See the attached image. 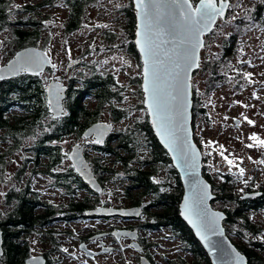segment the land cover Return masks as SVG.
Returning a JSON list of instances; mask_svg holds the SVG:
<instances>
[{
  "label": "trees",
  "instance_id": "1",
  "mask_svg": "<svg viewBox=\"0 0 264 264\" xmlns=\"http://www.w3.org/2000/svg\"><path fill=\"white\" fill-rule=\"evenodd\" d=\"M99 1L40 0L35 4L27 3L13 8L12 4L17 3L16 0H0V32L4 30L11 32L9 41L17 51L31 45L45 49L48 38L45 44H41L44 30L42 18H38V16L44 17L42 7L54 4L65 6L68 14L63 30L67 34H72L86 26L85 19L89 8ZM125 13L128 17L129 31L134 37L136 14L132 4L125 9ZM13 16H15L14 20ZM244 18L248 22L260 20L264 24V0H259L250 12L246 11L242 16V19ZM106 33L109 39H115L114 32L106 31ZM208 36L210 35H206L205 39ZM237 43L238 33L235 30L224 39L218 51L205 49V52H202L200 66L209 71L207 93L220 85L229 83L231 69L225 71L223 67H227V70L230 68V61L238 53ZM130 50L138 55L134 44L131 45ZM84 65L88 66V64ZM199 69L195 70L193 75L197 74ZM238 76L235 79H241ZM239 82L236 80L234 87L238 86ZM117 87L119 86L116 84L113 73L101 72L93 68L87 76L83 77L80 86L69 84L64 100L65 111L61 117L54 118L48 109L45 83L41 75L23 73L16 78L0 81V142L5 144V148L0 149V184L9 208L5 213L0 212V228L3 230L5 247L2 264H23L24 259L31 255L28 237L32 233L39 231L42 237L56 245V234L60 229L57 230L56 225L51 226L53 222L89 217L85 214L86 210L96 204L109 202L102 200L101 194L90 189L72 164L63 167L68 153L63 150L61 141L64 137L73 134L78 138L83 137L85 128L96 121H102L107 109L110 120L114 123H119L126 118L128 109L123 106L124 98ZM88 98L94 100L93 106L87 104ZM193 100V121L196 120L199 111L204 112L203 116H207L206 110L198 107L194 90ZM15 109L17 113L12 114ZM45 127L47 129L43 131ZM30 138L32 144L27 146L26 141ZM143 148L148 151V156L137 158L139 166L133 165V159ZM18 150H23L24 162L19 163L15 171H10L9 166L18 160L16 158ZM93 150L94 154L86 151L85 155L96 177L103 184V192L108 187L107 181L115 182L121 178L114 165L122 164L125 167L123 177L131 182L126 193L129 194L130 189H140L138 197L131 204H139L144 201V196L150 193L155 194V199H147V205L163 207L164 211L154 218L155 223L150 225L151 228L169 227L173 234L167 237L182 238L187 244L185 249H191L190 251L197 256L195 260L189 262L182 255L175 258L166 255L164 256L166 264H211L192 230L179 216V203L183 192L176 169L172 168L177 178L174 193L161 190V184L153 178L158 169L172 161L155 135L148 116L143 122L136 123L130 129L122 132L113 131L103 145H95ZM44 156L48 158L47 167L43 173H39L32 168L30 161L35 158L40 160ZM107 159L112 160L114 165H108L110 161ZM203 173L212 183L214 193L217 195L213 202L221 200L233 203L232 207L228 205L221 209L227 213L224 223L230 225L227 227L230 239L247 256L248 264H264L262 256L264 241L261 236H258L264 230L256 224L252 215L255 210L264 207V181L257 182L251 178L243 183L244 187L239 188V179L233 172H220L221 181L217 184L214 183L212 175L205 166H203ZM37 176L48 178L50 186L60 190L55 193L60 200L50 201L43 213H39L43 200L35 187ZM251 192H259L260 195L242 198L245 193ZM113 196L119 200L118 203L126 204L119 195ZM234 225L239 228H233ZM248 233H251L253 237H249ZM234 236L238 237L237 241L234 240ZM144 240L148 242L146 237ZM57 251H60L59 247ZM156 264H158L157 261Z\"/></svg>",
  "mask_w": 264,
  "mask_h": 264
},
{
  "label": "rangeland",
  "instance_id": "2",
  "mask_svg": "<svg viewBox=\"0 0 264 264\" xmlns=\"http://www.w3.org/2000/svg\"><path fill=\"white\" fill-rule=\"evenodd\" d=\"M38 1L40 0H16L17 3L12 4V6L14 8L15 6H24L27 3L35 4ZM192 1L196 4L199 0ZM230 1L226 18L224 20L219 18L209 34L210 36L206 37L201 54L205 52V49L218 51L224 39L236 30L238 33V53L230 61L228 70L227 67H223L225 71L231 69L229 71L231 79L228 84L220 85L212 92L207 93L209 71L199 65L200 69L198 68L197 74L192 76V88L198 99V107L204 108L207 116H203L204 112L199 111L196 122L193 121V128L196 142L204 156V166L212 175L214 183L217 184L221 181L220 172H233L239 179L238 187L242 188L244 187L242 186L243 183L248 182L251 178H254L257 182L264 181V163H261V161H264V145L258 143V140H264V84H262L264 82V24L260 20L248 22L246 18L242 19L245 12L253 10L259 0ZM131 4L133 5V0H100L89 8L85 19L86 26L72 34H67L63 30L68 11L62 4L42 7L45 18L38 16V18H42L41 23L44 30L41 44H45L44 42L48 38L44 50L52 57L53 62L59 66L58 71L56 70L57 74L62 76V80L67 86L70 83H73L76 87L80 86L83 77L87 76L93 68L101 72L114 74L116 84L119 86L117 88L121 90L124 98L123 106L128 109L127 117L119 123L110 120L108 109L103 114L102 121L114 123L115 132L130 129L136 123L143 122L147 116L149 118L144 101V92L142 91L141 58L139 53L135 55L130 50L132 44L136 49L135 33L132 37L129 31L128 17L125 13V9ZM12 19L14 20L15 16ZM106 31L114 32L115 39H109ZM11 36L9 30L0 32V66L6 64L17 52L12 42L9 41ZM72 58H80L81 63L67 69V65ZM84 64H88V66ZM246 73L251 75L246 76ZM238 74L241 79H235ZM40 75L46 86L50 81L49 79L53 77V72L48 70ZM46 77H49V79L46 80ZM236 80L240 81L238 86H241V88L234 87ZM86 101L88 105H94L92 98H88ZM15 113H17V109L12 111V114ZM249 120L254 123L250 124ZM46 129L47 127L42 130ZM253 135L258 139L253 140L251 138ZM30 139L26 141L27 146L32 144V139ZM83 141V137L78 138L77 135L73 134L64 137L61 146L68 153L75 143H82ZM248 145H252V147H248ZM4 148L5 144L0 143V149ZM22 151H17V159ZM147 152L143 148L137 153L136 158L132 161L133 165L139 166L137 158L147 157ZM91 153L93 152L91 151ZM221 153H223V156ZM224 157L234 163L229 165ZM107 161H110L108 165H114L112 160L107 159ZM18 164L19 161L12 163L9 166L10 171H15ZM71 164V161L67 158L63 167ZM114 166L121 178L115 182L107 181L108 187L105 192L99 194L100 198L117 204L119 200L115 199L113 195H119L123 202L131 204L138 197L140 189H130L129 194H127V187L131 186V182L128 178L123 177L125 176V167L122 164ZM172 168H174L172 162L166 164L165 167L158 169L153 178L161 184V190L174 193L177 178L172 172ZM240 168L244 169L242 174ZM35 181V187L40 192L42 200H53L55 202L60 200L58 196H55V193L60 190L50 186L48 178L37 176ZM0 187L2 188L1 184ZM155 197V194L150 193V195L144 196L143 199L153 200ZM212 205L217 209H222L228 205L232 207L233 203L218 200L213 202ZM0 209L5 213L8 206L0 203ZM258 210H255L252 215L256 224L264 230V208ZM163 211L164 208L159 206H153L150 209L153 218H157V215ZM140 222H144V219L142 221L137 220L133 224H139ZM114 223H117V221L82 220L74 223L72 227L66 222L59 223V227L63 231L56 234L58 241L56 245L42 237V234L38 231L28 237L29 252L31 255L50 252L52 258H61V264H94L86 261L85 257L80 255L76 238L85 236L91 228L105 229ZM224 226L226 231L227 227H230L226 223H224ZM233 228L238 229L239 227L234 225ZM67 232H73L74 237L66 236ZM172 234L173 232L169 227L150 229L143 232L148 242L153 244L150 252L156 258L158 264H166L164 258L166 255L171 258L182 255L189 262L195 260L197 256L190 251L191 249H185L186 242L182 238L167 237ZM248 234L249 237H253L251 233ZM258 236H261L262 241H264V231ZM233 238L235 241L238 240L236 236ZM59 245L65 247L69 253L62 254L61 251H57ZM116 246L123 249L121 251L126 263H134L133 254L136 253V250L132 246L127 245L125 241L121 244H115ZM75 251L80 256H73L72 254ZM119 254L121 255L119 250L114 251L107 260H102L99 264H115V258H119ZM262 256L264 257V253H262ZM118 262L116 261V264Z\"/></svg>",
  "mask_w": 264,
  "mask_h": 264
},
{
  "label": "snow or ice",
  "instance_id": "3",
  "mask_svg": "<svg viewBox=\"0 0 264 264\" xmlns=\"http://www.w3.org/2000/svg\"><path fill=\"white\" fill-rule=\"evenodd\" d=\"M228 6L227 0H199V6L196 7L190 0H171V3H166L165 0H136L140 18L139 39L136 43L143 54L145 81L143 89L148 95L149 110L155 117L154 123L162 132V139H165L170 147L175 146L174 150L180 152V159L193 173L198 170L197 153L188 143L185 122L190 73L194 66L199 67L197 50L203 46L200 39L201 34L209 30V26L218 16L224 15ZM170 16L178 17L179 27L187 34L179 41V46L171 50L165 46L177 44L174 36L177 26H172L171 32L164 27L166 18ZM166 36H172V39H165ZM45 62L47 60L41 56L26 54L21 61H18V67L11 66V71H28L32 67L40 69ZM245 75L250 76L251 74L246 73ZM3 78L0 76V79ZM55 107L60 109L58 92ZM248 122L254 123L251 120ZM251 138L258 139L255 135ZM95 142L101 143L102 140L98 139ZM258 143L264 145V140H258ZM221 155L223 156V153ZM224 158L229 165L234 163L227 157ZM240 172L242 174L244 169L240 168ZM208 196L207 186H201L197 180L193 198L191 200L188 197L185 198L184 214L189 218L195 214L200 218V226L215 233L218 231L216 219L221 214H209L206 208ZM64 251L68 250L64 249Z\"/></svg>",
  "mask_w": 264,
  "mask_h": 264
},
{
  "label": "water",
  "instance_id": "4",
  "mask_svg": "<svg viewBox=\"0 0 264 264\" xmlns=\"http://www.w3.org/2000/svg\"><path fill=\"white\" fill-rule=\"evenodd\" d=\"M166 3H171V0H165ZM194 7L199 6V1L194 4L192 0H190ZM230 0H227V4L229 5L225 9V13L223 16H218L217 19L213 24L209 26V30H205L201 36L202 47L197 50V59L198 64L200 65L201 59V51L205 45V36L209 35L211 31L214 29L215 25L219 21V17L224 20L227 16L229 7H230ZM219 6V5H217ZM133 7L135 9L136 14V29H135V46L140 55L141 62H142V76H143V54L140 51V46L136 43L137 39H139L138 31L140 26V18H139V9L136 7V0H133ZM137 10V11H136ZM172 26H177L174 32L175 39L177 44H168L167 47L169 50L176 48L179 46V41L183 39L187 34L186 32L179 27V19L175 16L167 17L164 22V27L168 29L170 32L172 31ZM165 39H172V36H166ZM38 55L47 60V62L43 63V67L38 69L32 67L28 71H19L13 72L11 71V66H19L18 61H21L22 58L26 55ZM81 59L79 58H72L70 59L67 69L73 67L77 63H79ZM55 65V67H53ZM48 68H53L57 70L58 65L54 63L51 56L42 48L38 46H26L20 50H18L15 55L4 65L0 66V76L4 77L0 79V81L9 80L12 78H16L23 73L28 75H40L41 73L45 72ZM199 68V67H198ZM195 66L190 73L189 84L190 87L188 89L187 95V109H186V129L188 134V143L191 144L192 148L197 153V163H198V170L193 173L189 171L182 160L180 159V152L178 150H174L175 146L169 145L165 139H162V132L158 129L156 123H154L155 117L153 116L152 112L149 110V106L147 103L148 95L144 92L143 85L145 83L144 76L142 77V91L144 92V101L145 106L148 111L149 120L152 125L153 131L157 136L160 144L164 147V149L168 152L172 164L176 171L179 174L182 186H183V193L182 198L179 203V216L182 218L183 221L189 226L192 230L194 237L199 241L202 248L206 252L207 256L210 259L211 264H248L247 256L242 253L238 247L233 243L230 237L227 234L226 228L224 226V220L227 217V213L224 210L217 209L213 207L212 202L216 199L217 195L214 193L212 183L206 178L203 173V153L195 140L194 135V128H193V88H192V76L195 70H197ZM48 80V77L45 78ZM68 86L63 82L62 76L56 74V76L51 79L48 84L45 86V93H46V101L48 104V109L50 113L53 115L54 118H59L62 116L63 112L65 111L64 100L66 98ZM57 92L59 93V104L60 109L55 107L56 104V96ZM114 131V123L108 121H96L85 128L82 135L84 138H94V142L102 140L100 144H104L107 137ZM90 143V142H87ZM96 143V142H95ZM187 147V145H185ZM68 158L71 161L75 171L82 177L85 183L88 184L91 190L96 193H101L103 191V184L99 181L96 177L95 173L93 172L92 166L88 161L85 155V145L82 143H75L70 151L68 152ZM199 182L201 186L206 185L209 196L206 200V208L211 213H219L221 214L218 219H216V226L218 231L213 233L212 231L208 230L207 228L200 226V218L193 214L191 218L185 216V198L188 197L190 200L193 198V194L195 192L196 182ZM260 195L259 192H251L245 193L242 198H248L252 196ZM148 201L141 203L140 205L130 206V207H114V206H97L95 208H90L86 210L85 214L88 216L96 215V216H121V217H130V218H138L141 216L143 212V208L147 205ZM113 234L118 238L122 236H127L131 238L133 241L131 242V246L139 252L143 251V246L139 242V231L138 229H129V228H122L116 229L113 231ZM207 237V239H205ZM80 249L84 251L87 255L92 256L94 252L87 248L85 243L80 244ZM110 249V248H108ZM3 234L0 229V253H3ZM36 257V260L32 258ZM48 259L44 254H36L30 255L25 258L24 264H47ZM127 264H135V263H127ZM140 264H153L148 257L141 256Z\"/></svg>",
  "mask_w": 264,
  "mask_h": 264
},
{
  "label": "flooded vegetation",
  "instance_id": "5",
  "mask_svg": "<svg viewBox=\"0 0 264 264\" xmlns=\"http://www.w3.org/2000/svg\"><path fill=\"white\" fill-rule=\"evenodd\" d=\"M58 69H59V66L57 68V71H58ZM48 70L53 72V77L50 78V79L48 77V79L51 80V79H53L56 76L57 71L55 69H53V68H48L46 71H48ZM108 137H107V139H108ZM93 140H94V138H92V137L84 138V141L82 142V144L85 145V152L86 151H89V152L92 151L93 152L94 151L93 150L94 146L100 144V143H95ZM87 142H90V143H87ZM0 143H2V142H0ZM77 143H79V142H77ZM101 145H103V144H101ZM13 158H15V157H13ZM24 159H25L24 155L21 154L17 161H19V163L22 164L24 162L23 161ZM30 163H31V166H32L33 169L35 168L39 173H43L45 171L44 169H46V167H47L46 164L48 163V158H47V156H44L40 160H36V158H35V159H32L30 161ZM20 164H18L17 166H19ZM2 189H3V187L2 188L0 187V192L2 194V197L0 198V203L1 204H3V203L6 204L5 193L3 192ZM102 192H101V194H102ZM253 197H255V196H253ZM145 201H147V200H144V201L140 202L139 204H129V203H126V204H120V203L114 204L112 202H103V203L96 204V206L91 207V208H95L97 206L130 207V206H133V205L134 206L135 205H140L141 203H143ZM49 203H50V200H43L42 206L39 209V213H43L44 210H45V207L48 206ZM152 207L153 206L146 205L143 208V212H142L141 216L138 217V218L121 217V216H110V217H108V216L91 215V216L86 217V218L80 217V218L73 219V220H70V221H68V220L56 221V222H53L51 224V226L52 225H56L57 226V230L60 229L58 232H61L62 229L59 227V223H65L66 222V223H68V225H70V227H72L74 225V223H78V222H80L82 220H96V221H112V220H115V221H117V223L111 224L108 228H105V229L91 228V230L85 236L77 237L76 241L78 243V251L80 252V255L85 257L84 259L86 261L93 262L94 264H99L102 260H107L109 255L114 253V251H118L119 250L121 255L119 254V258L115 256L116 257L115 258L116 259L115 260V264H116V261H119L118 264H127L128 262L127 263L125 262L123 253L121 251L123 249H121L120 247L117 248V246L115 247V244L116 245L117 244H121V243H123L125 241L127 243V245H130L133 240L131 238L127 237V236H122V237L117 239V237L113 234V231L116 230V229H122V228L138 229V231H139V239L138 240H139L140 244L143 246V251L139 252V251H137L135 249L136 253L133 254L134 255V263L135 264H140V258H141V256L144 255V256L148 257V259L153 264H156L157 260L152 255V253L150 252V249L152 248L153 244L151 242H146L144 240L145 237L143 235V232L145 230L148 231L149 229H152L150 225L155 223V219L152 217V213L150 212V209ZM8 210H9V208L7 209V211ZM0 212L3 213V211L1 209H0ZM142 219H144V222H142V223L140 222L139 224H133L137 220H141L142 221ZM69 228H67V229H69ZM1 231H2V234H3V230L2 229H1ZM66 236L74 237V233L73 232H67ZM81 243H85L87 248L91 249L94 252V254L92 256H90V255H87L84 251H82L80 249V244ZM59 248H60V251H61L62 254L69 253V251H67V252L64 251V249H66V248L63 247L62 245H59ZM108 248H110V249H108ZM3 249H5V247H4V234H3ZM43 254L47 257L48 261L50 262L49 264H61L62 260H61L60 257L52 258L50 252H44ZM72 255L73 256L79 255V253H77L75 251L74 254H72ZM3 257H4V252L0 253V264H2ZM23 264H24V262H23Z\"/></svg>",
  "mask_w": 264,
  "mask_h": 264
},
{
  "label": "built area",
  "instance_id": "6",
  "mask_svg": "<svg viewBox=\"0 0 264 264\" xmlns=\"http://www.w3.org/2000/svg\"><path fill=\"white\" fill-rule=\"evenodd\" d=\"M262 84H264V82H263ZM263 208H264V207H263ZM261 209H262V208H260L259 210H261ZM259 210H258V211H259Z\"/></svg>",
  "mask_w": 264,
  "mask_h": 264
}]
</instances>
